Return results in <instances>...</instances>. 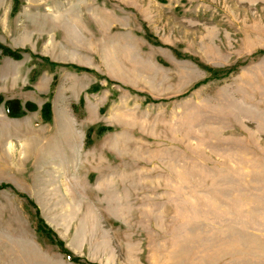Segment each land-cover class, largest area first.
Masks as SVG:
<instances>
[{
    "label": "rangeland",
    "instance_id": "rangeland-1",
    "mask_svg": "<svg viewBox=\"0 0 264 264\" xmlns=\"http://www.w3.org/2000/svg\"><path fill=\"white\" fill-rule=\"evenodd\" d=\"M0 43L36 105L0 119V264H264V0H0Z\"/></svg>",
    "mask_w": 264,
    "mask_h": 264
},
{
    "label": "crops",
    "instance_id": "crops-1",
    "mask_svg": "<svg viewBox=\"0 0 264 264\" xmlns=\"http://www.w3.org/2000/svg\"><path fill=\"white\" fill-rule=\"evenodd\" d=\"M0 116L1 118L0 119H3V120H13V117H10L7 115L6 113V110H5V107L4 106H0ZM34 117H31L33 118L29 124V127L34 130L35 132L36 131H42V133L44 134L45 137H49L51 135L54 134V132L56 131V125L53 123V120H50L48 122H45L43 119H42V115L41 113H39L38 111L35 112L33 114ZM24 117V116H23ZM25 117H30V115H26ZM83 133H81V139H80V143H82L83 141V137H84V131H82ZM44 137V138H45ZM79 143V145H80ZM78 159L80 160V158L78 157ZM78 162H76L75 165H77ZM80 171V168L77 167L76 168V173L75 175H78L77 173H79ZM30 184L28 185V188H29ZM5 194L8 195L11 199V202H12V205L14 206L15 210L19 212L20 214V217L21 219L23 220V224H26L29 229H30V233L33 234V237H34V240L35 242L37 241L38 242V248H42L43 250L46 249V247L40 245L39 241H38V236L37 234L38 231L36 230V220L34 218H32V216H30V212L28 211L27 209V206L26 204L24 203V201L22 199H17L15 197V195L12 193V191L10 189H5L4 190ZM31 196L32 198L34 199V196H35V192L31 193ZM58 252V251H57ZM59 254V256H61L62 260L65 261V262H69L67 261L65 258H64V255L61 254L60 252L57 253Z\"/></svg>",
    "mask_w": 264,
    "mask_h": 264
},
{
    "label": "trees",
    "instance_id": "trees-1",
    "mask_svg": "<svg viewBox=\"0 0 264 264\" xmlns=\"http://www.w3.org/2000/svg\"><path fill=\"white\" fill-rule=\"evenodd\" d=\"M21 55H22L21 50H13L0 43V58L2 56H9L13 59H20ZM2 102L4 103V107H5L7 115L10 117H19V116L24 115L27 110H32V111L36 110V105L34 103L27 101L22 106L21 102L17 98L4 99L2 95H0V103ZM47 107L46 109H44L43 113H41L42 119L44 121H47L50 117L49 115L50 112L48 111ZM89 132H90V129L87 131V139L89 137ZM36 230L38 232L47 233V234H49V231H50V229H47L46 225L42 222L40 218L37 219ZM49 238L52 242L56 244L59 251L63 253L70 261L78 262V259L75 257H72V255L65 249L61 241L57 239H53L50 236ZM81 264H84V263H81Z\"/></svg>",
    "mask_w": 264,
    "mask_h": 264
}]
</instances>
